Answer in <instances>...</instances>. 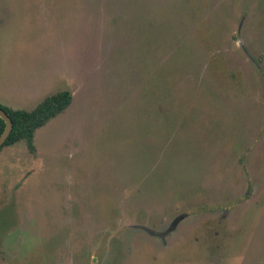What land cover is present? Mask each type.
Instances as JSON below:
<instances>
[{"label":"rangeland","instance_id":"374dc122","mask_svg":"<svg viewBox=\"0 0 264 264\" xmlns=\"http://www.w3.org/2000/svg\"><path fill=\"white\" fill-rule=\"evenodd\" d=\"M64 89L0 150V264H264V0H0V105Z\"/></svg>","mask_w":264,"mask_h":264},{"label":"trees","instance_id":"16d2710c","mask_svg":"<svg viewBox=\"0 0 264 264\" xmlns=\"http://www.w3.org/2000/svg\"><path fill=\"white\" fill-rule=\"evenodd\" d=\"M71 101L72 93L69 90L64 89L44 97L31 110L15 109L0 105L12 121L10 134L0 147V150L3 147L15 144L20 140H24L28 149L33 151L34 132L67 109L71 104ZM4 126L5 122L2 118H0V134L4 129Z\"/></svg>","mask_w":264,"mask_h":264},{"label":"water","instance_id":"95a60500","mask_svg":"<svg viewBox=\"0 0 264 264\" xmlns=\"http://www.w3.org/2000/svg\"><path fill=\"white\" fill-rule=\"evenodd\" d=\"M0 118H2L5 122L4 129L0 134V147H1L4 141L6 140V138L8 137V135L10 134V131L12 129V121L8 116V114L6 113V111L1 107H0Z\"/></svg>","mask_w":264,"mask_h":264},{"label":"crops","instance_id":"0c3cea01","mask_svg":"<svg viewBox=\"0 0 264 264\" xmlns=\"http://www.w3.org/2000/svg\"><path fill=\"white\" fill-rule=\"evenodd\" d=\"M10 146V145H9ZM4 148V147H3Z\"/></svg>","mask_w":264,"mask_h":264},{"label":"flooded vegetation","instance_id":"af4514ba","mask_svg":"<svg viewBox=\"0 0 264 264\" xmlns=\"http://www.w3.org/2000/svg\"><path fill=\"white\" fill-rule=\"evenodd\" d=\"M34 151V150H33Z\"/></svg>","mask_w":264,"mask_h":264}]
</instances>
